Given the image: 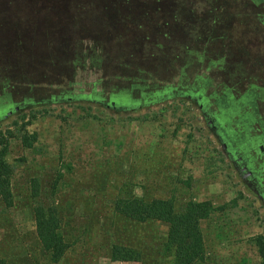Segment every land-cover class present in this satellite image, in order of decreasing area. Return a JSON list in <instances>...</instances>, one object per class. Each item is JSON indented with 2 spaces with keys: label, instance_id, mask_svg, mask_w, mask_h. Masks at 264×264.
<instances>
[{
  "label": "rangeland",
  "instance_id": "374dc122",
  "mask_svg": "<svg viewBox=\"0 0 264 264\" xmlns=\"http://www.w3.org/2000/svg\"><path fill=\"white\" fill-rule=\"evenodd\" d=\"M112 5L0 0V264L22 247L29 264H264V208L188 97L216 111L264 88V0Z\"/></svg>",
  "mask_w": 264,
  "mask_h": 264
},
{
  "label": "flooded vegetation",
  "instance_id": "af4514ba",
  "mask_svg": "<svg viewBox=\"0 0 264 264\" xmlns=\"http://www.w3.org/2000/svg\"><path fill=\"white\" fill-rule=\"evenodd\" d=\"M127 96V105L139 103V99ZM188 97L198 103L222 151L264 208V106L263 110L259 106V103L264 104V88L253 87L241 98L224 94L215 102L219 106L216 111L208 107L205 95L190 93ZM248 104L251 111L244 110ZM108 106L115 108L117 105L114 100H110ZM13 108L17 109V106ZM10 112L12 110L7 111Z\"/></svg>",
  "mask_w": 264,
  "mask_h": 264
},
{
  "label": "trees",
  "instance_id": "16d2710c",
  "mask_svg": "<svg viewBox=\"0 0 264 264\" xmlns=\"http://www.w3.org/2000/svg\"><path fill=\"white\" fill-rule=\"evenodd\" d=\"M106 1L110 2L111 5L113 4L112 6L115 7L116 3H117L118 1H122V0H106ZM108 6H109V5H107V3L103 4L102 6H100V8H99L100 10H99V12L97 13V15H102V14H103V15H107V16H108V14L110 13V10H109V7H108ZM81 8L87 10V9L90 8V6H89V5H83V6H81ZM94 13H95V12H94ZM94 13H93V14H94ZM94 15H95V14H94ZM107 16L104 17V19H106ZM115 16L118 17V18H124V19H126V18H130V19H129V23H131L132 26H135V25H136L135 21L131 19V15H129V14H121V13H117ZM64 23H66V22L64 21ZM64 25H65V24H64ZM99 50H101V49H99ZM167 91H168V89L166 88V89H164L161 93H160V92H153V93H151L149 96H152V97H157V96H158V97H159L160 94L166 93ZM127 95H130V94H129V93H122V99H123V101H127V97H128ZM143 95H144V94H143ZM144 96H146V95H144ZM54 98H55V97L52 96V99H51V100H56V99H54ZM77 98L86 99V100H92V99H97V98H99V95H98V94H93V93H90V94L82 93V94H78V95H77ZM110 100H113V96H112V98H110ZM110 100H109V102H110ZM4 101H5V99H0V112H2V111H1L2 109L7 108V107H4V105H5V103H6V102H4ZM4 149H5V148H4ZM0 197H2V198H1L2 200L5 199L3 196H0ZM1 199H0V200H1ZM0 202H1V201H0ZM55 211H56V213H57L56 218H57V219H60V218H61V214H60L61 210H60V208H55ZM131 211L135 212V213L137 214V216H141V215H142V214H141V211H142V210H139V209H137V208H132ZM42 217H43V216H42L41 214H39V216L37 217L38 227H36L35 232H36V236H37L38 247L40 248V250H41V252H42V256H41V257H46L47 254H48V249H49V247H56V244H54V246H51L49 240L46 238V237H47L46 235H48V234H45V233H46V230H45V228L43 227V224L41 223V219H43ZM138 219H139V218H138ZM139 220H140V219H139ZM139 220H138V221H139ZM51 232H53V233H52L53 236L55 237V239H57V238H58L57 236H58L59 232H62V230H61L59 227L55 226V227H53V228L51 229ZM56 249H57V248H56ZM58 249H60V247H59ZM27 251H28V249H26L25 247H22L20 251H17V253H15V252H11V254H12L13 256H18V255H20V253L23 254V255H25L24 264H29V262H28V258H27ZM8 253H9V250L7 251V250H5L4 248H0V259H6L7 261H8L10 258L12 259V257H6V255H8ZM260 253H261L262 258H264V250H263V249L260 250ZM29 254H30L31 256H32V255H33V256L35 255L34 252H33L32 250L29 251ZM33 259H35V257H33ZM11 262L13 263V259L11 260ZM16 262H17V260H16V258H15V264H17Z\"/></svg>",
  "mask_w": 264,
  "mask_h": 264
},
{
  "label": "water",
  "instance_id": "95a60500",
  "mask_svg": "<svg viewBox=\"0 0 264 264\" xmlns=\"http://www.w3.org/2000/svg\"><path fill=\"white\" fill-rule=\"evenodd\" d=\"M8 114V113H7Z\"/></svg>",
  "mask_w": 264,
  "mask_h": 264
}]
</instances>
